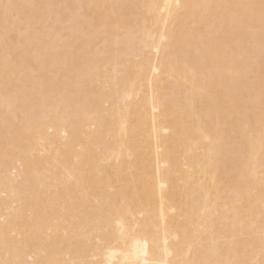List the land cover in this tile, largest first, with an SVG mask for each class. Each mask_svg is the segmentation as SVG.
<instances>
[{"label": "bare ground", "instance_id": "obj_1", "mask_svg": "<svg viewBox=\"0 0 264 264\" xmlns=\"http://www.w3.org/2000/svg\"><path fill=\"white\" fill-rule=\"evenodd\" d=\"M0 264H264V0H0Z\"/></svg>", "mask_w": 264, "mask_h": 264}]
</instances>
